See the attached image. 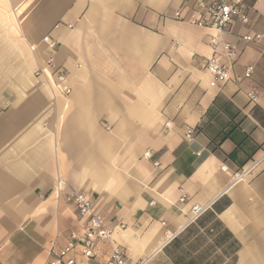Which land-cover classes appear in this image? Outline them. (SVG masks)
Returning <instances> with one entry per match:
<instances>
[{
	"label": "crops",
	"instance_id": "1",
	"mask_svg": "<svg viewBox=\"0 0 264 264\" xmlns=\"http://www.w3.org/2000/svg\"><path fill=\"white\" fill-rule=\"evenodd\" d=\"M200 1L0 0V264H43L84 230L71 192L113 228L89 259L75 248L84 264L114 247L134 264H264V0L222 35L235 56L214 86L213 31L188 22Z\"/></svg>",
	"mask_w": 264,
	"mask_h": 264
},
{
	"label": "built area",
	"instance_id": "2",
	"mask_svg": "<svg viewBox=\"0 0 264 264\" xmlns=\"http://www.w3.org/2000/svg\"><path fill=\"white\" fill-rule=\"evenodd\" d=\"M243 1L244 0H201L200 7L204 13H194L189 16L188 22L190 24L209 28L213 31V35L209 39L211 53L205 58V68L211 75V86L223 83L230 76L235 51L229 43L222 39V35L229 29L230 25L235 20L242 23L247 22L248 17L242 10ZM174 15L177 19H181V14L179 12H175ZM260 38V34H246L241 36V39L246 42H258ZM42 41L49 49H54L57 45V42L48 35L44 36ZM45 64L53 68L51 58H47ZM251 72L252 68H247L244 76L248 77ZM40 73V68L34 70L35 75H39ZM52 73L59 87V92L64 96L68 95L70 93V87L66 83L64 72L54 69ZM247 95L251 101H256V95L253 91L248 92ZM166 126H168V123H166ZM192 132L190 128L186 130V140H191ZM143 157L146 159L150 158L151 153L146 151ZM154 164H157V162H154ZM257 164L258 160H254L247 166H243L240 170L234 172L232 175V183L241 181ZM69 198L75 205L77 212L84 217V230L80 234L71 232L65 244L61 247L57 246L55 241L49 242V246L46 249V259L43 264H84L71 255L75 248L78 247L83 258L89 259L93 255L94 244L97 241L109 239L113 232V228L106 225L102 216L93 210L91 200L84 194L71 192ZM184 200L185 195H182L179 201L183 202ZM149 204L152 205L153 202ZM206 208L207 205L193 204L190 210V219H196ZM106 264L134 263L126 260L124 251L121 248L114 247L109 254Z\"/></svg>",
	"mask_w": 264,
	"mask_h": 264
}]
</instances>
